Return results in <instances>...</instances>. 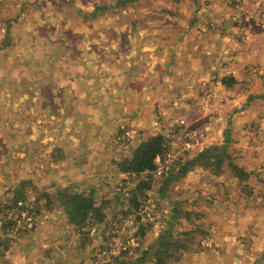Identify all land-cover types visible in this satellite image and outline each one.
<instances>
[{
	"label": "rangeland",
	"instance_id": "obj_1",
	"mask_svg": "<svg viewBox=\"0 0 264 264\" xmlns=\"http://www.w3.org/2000/svg\"><path fill=\"white\" fill-rule=\"evenodd\" d=\"M120 1L0 0V46L8 26L11 38L9 48L0 49V130L4 135L10 132L18 136L10 140L0 135V264H115L110 262L115 259L110 252L116 238L123 243L140 238V248L128 255L127 262L152 264L139 260L149 255L154 237L171 220L169 203L158 199L163 180L152 182L147 191L146 201L153 200L158 210L146 221L152 228L141 236L138 226L130 228L117 222L113 213L129 211V202L119 193L127 198L142 177L121 174L116 164L124 152L137 147L148 127V138L155 128L142 118L145 110L139 107L140 101L151 100L153 106L145 104L150 110L153 100H174L176 96L192 98L186 101L195 100L194 108L204 114V126L196 134L192 132V140L182 137L176 141L173 136L172 140L171 129L176 126L168 130L169 149L178 158L176 169L193 161L197 149L217 146L227 136L229 141L224 144L232 160L225 162L218 177L195 168L180 180V187L176 182L169 187L171 200L180 201L179 210L191 212L188 218L181 215L175 227L180 259L174 264L264 262V151L258 152L252 139L257 131L264 133V126L258 128L245 118L246 100L260 96L264 88L260 80L264 64L248 67L247 75L242 74L238 98L224 95L217 87V81L220 86L231 83L216 71L199 74L198 60L196 72H177L178 80L186 76L183 83L195 81L196 87L159 85L157 74L159 66L177 67L170 45L177 47L183 58L198 51L203 43L189 40L185 29L194 26L190 22L201 14L193 29L205 31L203 35L213 41L209 51L205 45L202 51L215 58L212 52L222 25L213 20L221 14L222 6L242 9L246 0ZM258 13L259 27L264 31V3ZM184 34L183 41L180 37ZM200 56L198 53L197 58ZM134 63L142 68L141 74L130 70L131 66L136 68ZM184 67L190 68L180 64L178 70ZM128 75L131 79L141 77L138 89L127 86ZM220 103L224 104L219 110L225 111L218 118ZM176 106L165 104L164 108L161 103L155 109L165 110L168 120L181 116L174 110ZM122 115L134 118L122 120L119 130L112 128ZM122 135L131 140L129 147V142L116 141V136ZM208 137L213 138L210 145L199 141ZM259 141L264 143L263 138ZM94 160L99 161L97 169H86V174L79 176L83 170L79 162L93 167ZM230 163L246 176L232 171ZM64 187L93 192L96 204L108 215L105 222L98 226L88 220L84 234L69 224L56 202ZM20 192L26 199L36 200L38 211L31 230L17 229L19 210L12 202ZM94 227L98 230L92 233ZM210 241L213 246L206 247ZM104 250L110 255H102Z\"/></svg>",
	"mask_w": 264,
	"mask_h": 264
},
{
	"label": "crops",
	"instance_id": "obj_2",
	"mask_svg": "<svg viewBox=\"0 0 264 264\" xmlns=\"http://www.w3.org/2000/svg\"><path fill=\"white\" fill-rule=\"evenodd\" d=\"M261 3H264V0H246V4L242 9H233L232 5L230 7H221L222 8V12L221 14L217 15L215 20L218 23H220L222 25V32L221 34L217 35L218 37H216L215 40V51L212 52V54L215 56V58L213 56H208L205 55V53L203 54V48L204 45L206 46V51H209L210 47H212L213 41L210 42V38H208V36L203 35L204 32H200L197 33V29H193L195 25H197L198 22V18L194 19L193 21L190 22V25H194L192 26L189 30L185 29L186 32H188V37L189 40H192V38L194 39V41L203 43L201 46H199L198 51L197 52H191L189 58L188 57H184L183 54H179V52L177 51V47L175 49V47H171L170 45V55L173 56L174 58L172 59V61L174 60V63L176 62L177 67L172 68V65L169 64L168 69L163 67V66H159L157 71H159L158 76L160 78V80H158L159 85L161 84H167L169 87H182V88H186V87H192V86H197V84L195 83V81H192L193 84L190 83H183V81L185 80L186 76H184V79L182 81L178 80L180 77V74H178L177 72H182L184 70V73H190L191 71H197V67H196V60H198L199 63H197V65L200 67L199 68V74H203V72L207 71L209 72L211 71H216L218 73V75L221 76V79H225V81L227 83H231L227 84V85H223L220 86L217 81V87H219L221 89V91L224 93V95L227 94H231L233 97L238 98L240 97L239 95V86L238 84L241 81V77L242 74H246L248 73V70H246L248 67H254V66H261L264 64V31L260 29L259 27V21H258V8L260 6ZM198 11L200 12V9H198ZM177 25H181L179 22H177ZM189 28L188 24L187 27ZM183 35V34H182ZM181 39H185V34L184 37L182 38V36L180 37ZM209 43V44H208ZM163 49V48H162ZM201 55L200 58H197V55ZM188 58V60H186ZM214 58V59H212ZM181 62V63H180ZM172 63V62H171ZM212 63H216L215 66H213ZM133 64V63H132ZM173 64V63H172ZM180 64H186L188 67H184L181 68L180 70H178L180 68ZM129 65V64H128ZM135 65V63H134ZM191 66H193V68H191ZM129 67V66H128ZM134 66H131L130 70H132L133 72L135 71H139L140 74L143 72L142 68H139L138 65H135L136 68H133ZM210 67V69H208ZM214 68V70H213ZM154 70V68H152V71ZM156 70V69H155ZM133 78V76H132ZM261 81H263L264 84V76L263 79H260ZM180 81V82H179ZM224 81V82H225ZM250 81V78H249ZM256 81V78H254L253 81H251V85L253 86L254 82ZM142 82L141 77L137 78V79H131L128 75V79L126 81L127 86H131V85H136L137 89L139 88V84ZM192 85V86H191ZM229 85V86H228ZM250 85V84H249ZM258 91H256L255 93H257ZM263 93V94H261ZM259 95L260 96H256V97H251L250 100H246L247 104H246V116L245 118H248L249 121H252V124H254L256 127L259 128V126H264V88L262 89ZM253 95V94H251ZM238 96V97H237ZM188 99H192V98H187L185 96H176V98L174 100H153L154 103V107L153 104H151V100H141L139 103V107H142L143 110H145V112L142 114V118H144L145 116V120H147L145 123H148L149 121L152 122V124H154V122L158 121L159 119H161L162 124L160 128H152V131L149 132V138L156 136V135H163L166 140H168V130L175 125L178 128V123L181 120V118L183 117V119L186 120L187 126L189 127V129L196 134V132H199L202 127L204 126V123L202 122L204 119V114L200 113L197 109L194 108L195 105H197L195 103V100H189L191 101V103H188L186 100ZM229 101H233V100H229ZM229 101H225L226 104ZM242 101V100H241ZM28 102H32L29 101ZM147 102L149 103V105H152L151 107L155 109L156 106L161 105V103L163 104V107L165 106V104H168V107H174V105L177 108H174L175 111H178L177 113L181 116H178L175 119L172 118H168L167 120V115H166V111L165 110H160V109H155V113L151 112L152 108L149 110L146 108L145 104H147ZM243 103L244 100H243ZM159 104V105H157ZM224 104V103H222ZM221 103L218 105L219 108L216 111V116L223 114L225 111L224 109H222L223 111H220L219 109L223 108V105ZM43 105V104H41ZM165 108V107H164ZM168 111V110H167ZM220 111V112H219ZM133 116H128L126 118L123 117V115L119 118H116V121H114V124L112 126V128H117L119 130V127L121 124V121H125L126 120H131L133 119ZM244 120V119H242ZM170 122V123H168ZM121 129L123 130V126H121ZM149 127H148V131H149ZM158 130H160L158 132ZM172 130V129H171ZM146 134H142L139 135L142 136L140 138V143L137 145L139 146L140 144H142L143 142L147 141L149 138L147 137V132ZM2 133V137L5 138H10V140L17 138L18 136H12V134L9 132L8 134H3V132L0 130V135ZM258 133H262L260 130L257 131L254 135V137L252 139H255L256 142V150L258 152L260 151H264V143H262L261 141H259V139L263 138L264 141V133L260 134V136H258ZM168 135V136H167ZM144 137V138H143ZM138 138V139H139ZM224 138V135H223ZM120 140V142L124 141V144L129 142L128 145H126L127 147H129L131 144V140L126 138L124 135H122L121 137H117L116 136V141ZM219 139V137L217 138ZM213 138L208 137V138H204V139H199V141L202 142L203 145L208 144L210 145L212 143ZM103 141V140H102ZM226 141H229V138L227 136V139H223L222 142L219 145H223ZM105 142V141H104ZM170 142V140L168 141ZM117 143V144H119ZM17 147V146H16ZM207 147V146H205ZM200 148V147H199ZM135 149V148H134ZM133 149L130 148L124 152V156H121V158H125L127 157ZM201 149H197L196 151H198L196 153H199ZM95 151L91 152L89 156H92V154H94ZM15 155V153H13ZM104 154H106V151H104ZM126 154V155H125ZM2 153L0 152V162H2ZM196 156H194L192 159H194ZM191 157V156H190ZM120 158V159H121ZM93 159V158H92ZM91 158H89V160H92ZM118 159V160H120ZM190 160V161H191ZM82 161V160H81ZM81 161L79 162L80 165L82 166L83 170L81 173H79V176H82L83 174L85 175L86 173H84V170L89 169V170H94L97 169V163L99 162L98 160H94L92 161L93 164H95L93 167L92 166H83ZM3 165V164H2ZM5 166V165H3ZM109 167H112L111 165ZM85 168V169H84ZM195 169V168H194ZM200 169V168H199ZM203 170V169H202ZM122 176V175H121ZM177 183V187L181 186V182L180 181H176ZM179 189V188H177ZM222 260H223V256H222ZM79 264V263H78ZM200 264H264V262H201Z\"/></svg>",
	"mask_w": 264,
	"mask_h": 264
},
{
	"label": "trees",
	"instance_id": "obj_3",
	"mask_svg": "<svg viewBox=\"0 0 264 264\" xmlns=\"http://www.w3.org/2000/svg\"><path fill=\"white\" fill-rule=\"evenodd\" d=\"M129 1L131 2V0H121L120 3L127 4ZM119 6L121 5L119 4L116 7ZM84 17H87V14ZM8 27L9 32L4 43L0 46L1 50L9 48L11 45L10 26ZM168 141L169 140H166V138L161 134L153 136L139 146L135 147V149H133L127 157L117 160L118 162L116 166L119 173L126 174L130 177H142V181L140 180L136 187L134 186L135 189L134 187L132 188L134 189L133 191L131 189L127 198H124L123 192L119 193V195L125 201L129 202L130 205L129 211L124 214H132L135 211H138L142 201L147 198V191L151 188L152 182L150 180H146L145 177H151L150 175L157 168L160 158L165 153L170 151ZM231 160V156L227 153V145L223 144L201 149L193 161L179 167V169H176L177 163L172 167V169L164 177L162 182L163 184L159 193H157L160 197L158 199L169 203L171 220L167 222L166 228L154 237V241L149 248V255L146 253L147 255H144L142 259L139 260L140 263L152 262V264H174L180 259V255L178 254L180 244L175 238V227L181 215L188 218L191 215V212H182L179 210L181 205L180 201L176 202L171 200V197L168 195L169 187L176 181H180L184 178L187 172L194 168L203 169L210 172L214 177H218L223 172L225 162ZM229 165L232 171L239 172L240 177L246 176V174L242 172L236 164L230 163ZM60 193L61 195L56 200L58 207L65 212L69 224L79 228L81 234H84L82 229L87 226L88 220L92 224L94 223L98 226H100L99 224L102 225V223L105 222L108 215L104 211L103 206L96 204L93 192L85 194V192L80 191L79 188L64 187L60 189ZM14 198L15 199L12 204L17 205L19 200L26 199V195L23 192H20L17 193ZM113 215L116 220L117 214L113 213ZM143 221L142 217H136L135 222L136 226H138L137 230L141 236H145V231L152 228L151 223L146 224L147 220ZM138 232H136L137 236H139ZM128 258L130 257L127 253H122L110 262H114L115 264H128Z\"/></svg>",
	"mask_w": 264,
	"mask_h": 264
},
{
	"label": "built area",
	"instance_id": "obj_4",
	"mask_svg": "<svg viewBox=\"0 0 264 264\" xmlns=\"http://www.w3.org/2000/svg\"><path fill=\"white\" fill-rule=\"evenodd\" d=\"M162 119V118H161ZM159 119L154 123V127H161L162 121ZM172 135L173 138L177 141L180 140L182 137H184V140H192L194 139V135L192 131L187 126L186 120L181 119L178 123V128L172 129ZM172 138V140H173ZM171 140V139H170ZM187 148L190 147L189 144L186 143ZM173 150L170 149L169 152L165 153L159 160L157 168L151 173V177L149 180L153 182L154 184L160 183L166 174L172 169V167L176 164L177 156L172 153ZM143 200L140 208L138 211H135L132 214H118L117 215V222H125L126 225H128L130 228H133L136 226V217H142L143 220H152L155 217L156 210L158 208L155 206L156 204L153 203V200ZM36 200L35 198L30 199H21L17 202L16 210H19V214L15 217V220L17 221V229L21 230H31L34 226V217L36 216V209L37 206H35ZM155 210V213H154ZM117 227V226H116ZM97 227L92 228V233H95L97 231ZM141 245V239H131L127 241L126 243H123L120 241V238H116L112 242V248L113 250L110 252L114 258L120 256L122 253H127V255H132L135 250L140 248ZM206 247H212L213 242H208L205 244ZM102 255H110L107 251H102ZM105 261V259L103 260Z\"/></svg>",
	"mask_w": 264,
	"mask_h": 264
}]
</instances>
